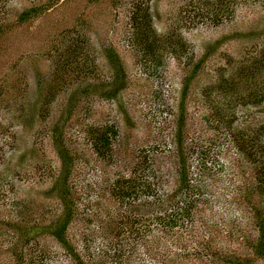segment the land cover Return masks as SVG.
<instances>
[{"label": "rangeland", "instance_id": "rangeland-1", "mask_svg": "<svg viewBox=\"0 0 264 264\" xmlns=\"http://www.w3.org/2000/svg\"><path fill=\"white\" fill-rule=\"evenodd\" d=\"M87 1L60 0L58 7H48V14L16 34V40L20 41L15 48L23 47L16 50L11 45L1 54L0 123L10 126L13 147H7L4 155L0 153V191L4 183L2 189L6 195L0 199V225L4 221L25 223L26 219L22 220L16 212L21 204L29 206L27 219L33 224H46L60 215L59 201L53 195H46L52 185L51 173L61 166L50 138V129L58 124L65 127L69 146L81 153L72 176L79 211L90 218L95 211L99 216L116 217L112 210L117 209V203L103 189L122 166L120 163L108 165L98 159L86 131L94 125H115L120 135L117 150L125 152L130 159L136 149L143 147L167 143L168 149L182 97H185L188 145L208 150L212 160L209 165L219 162L213 163L211 175L205 181L209 205L204 213L217 234V243L223 246L234 243L233 230L253 232V218L236 212L235 199L241 193L242 183L253 185V167L244 164L233 138L237 128L246 127V138L260 144L257 142L261 136H257L256 129L264 127V90L252 91L254 98L249 99L245 98L249 95L241 92L230 96L225 105L224 122L219 123L214 114L221 110L218 104L214 106L217 99L214 81L218 76L231 74L242 61L252 57L264 61V0H150V13L158 34L179 36L185 43L182 58L166 54L158 68L151 63H140L128 46L130 0H97L90 4ZM47 2L9 0L8 13L0 12V19L14 20L22 11ZM47 17L55 19L59 27L64 24L71 27L85 19L87 25L79 28L78 33L89 41L86 55L90 58L92 74L81 82L83 77L78 78V71L75 75L72 73L74 83L57 95L43 119L44 110L40 107L46 82L51 77V66L39 53L49 42L43 28ZM109 44L115 46L125 63L127 85L114 99L101 97L100 93L87 95L86 83L97 82L100 86L111 77L112 70L104 53ZM12 64L13 69L9 68ZM197 65L201 67L196 68ZM257 67L254 81L260 87L264 85V69ZM194 69L197 72L185 91L186 80ZM249 90L252 88L241 89ZM231 124L235 130L230 129ZM161 158L163 170L171 171V152L168 150ZM190 170L193 172L194 167ZM234 212L243 218L241 223ZM83 215L69 230L80 239L84 231L100 223L99 218L90 228ZM4 238L6 242L2 241ZM8 239L0 235V264L14 261L13 255L6 252L12 238ZM44 244L54 248L57 245L50 238Z\"/></svg>", "mask_w": 264, "mask_h": 264}, {"label": "trees", "instance_id": "trees-1", "mask_svg": "<svg viewBox=\"0 0 264 264\" xmlns=\"http://www.w3.org/2000/svg\"><path fill=\"white\" fill-rule=\"evenodd\" d=\"M59 1L48 0L39 6H32L22 11L14 20L0 19V58L11 45L14 48V45H18V32L30 27L40 16L48 14V7H58ZM95 1L97 0L87 2L90 4ZM8 2L9 0H0V12L8 13ZM149 2L150 0H130L126 41L140 63H151L158 68L164 63L166 54L182 58L185 43L182 37L158 34ZM43 23L49 42L40 49L39 56L49 60L51 66V77L46 82L40 107L44 110V119L57 95L74 83L75 72L78 71V78L83 77L81 82H85L87 78H91L89 74H92V65L86 55L89 41L82 39L78 33L79 28H83L85 19H80L78 24L71 27L69 24L59 27L55 19L48 17ZM22 47L15 49L20 50ZM104 53L112 70L111 77L100 86L97 82L86 83L85 92L87 95L100 93L101 97L114 99L127 85V70L113 44L107 45ZM261 60L252 57L248 61H242L231 74L216 78L214 88L217 99L214 106L218 104L221 109L218 114L214 113L217 122H224L225 105L230 96L241 92L249 95L245 97L249 99L255 95L252 91L264 90L263 84L258 87L254 81V70L259 69L257 65L261 66V70L264 69V61ZM199 67L201 66L197 65L196 68ZM9 68L15 67L12 64ZM196 72L197 69H194L187 78L185 91ZM249 87L252 90L241 91ZM74 96L69 104L71 109L74 108ZM184 99L182 97L168 149L167 143L143 147L136 149L130 159L125 152L117 150L120 135L115 125H94L86 131L98 159L108 165L120 163V167L122 166L107 187L105 184L104 189L101 187L117 203V209L112 210L113 214L116 213L114 218L112 215L99 216L98 211L93 212L94 216L90 218L79 211L72 176L76 172L81 153L69 146L65 127L58 124L50 129L51 144L60 158L61 166L51 173L52 185L46 195H53L59 201L61 213L49 223L33 224L27 219L29 206H17L18 216L22 220L26 219V222L12 224L4 221L0 225L1 238L5 235L9 238L8 241L12 238L6 252L13 255V264H256L264 261V127L260 128L261 133L257 127L256 133L257 136L260 134L261 139L257 142L260 144H255L251 138H246V127L235 130L231 128L232 124L230 126V129L235 130L233 140L244 164L253 167V185L242 183L239 188L241 193L235 196L236 212L250 214L253 218V232L233 230L231 235L235 237L234 243L219 245L213 225L209 224L204 214L209 205V191L205 181L211 175L213 163L219 162L209 165L212 160L208 150H199L194 144L188 145ZM9 132L10 126L0 123V153L3 155L7 147H13ZM168 150L173 162L171 171H164L161 157ZM192 166L193 172L190 170ZM3 187L4 183L1 185L0 199L6 196ZM80 215L84 216V221L90 228L100 218L98 225L80 235L81 239L69 231ZM239 216L241 215L235 218L241 223L243 218ZM47 238L57 244L55 248L54 245L49 247L44 244ZM2 241L6 242L5 238Z\"/></svg>", "mask_w": 264, "mask_h": 264}]
</instances>
